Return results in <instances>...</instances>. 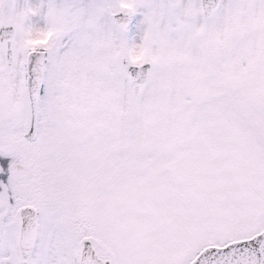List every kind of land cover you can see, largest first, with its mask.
I'll list each match as a JSON object with an SVG mask.
<instances>
[{
    "label": "snow or ice",
    "instance_id": "obj_1",
    "mask_svg": "<svg viewBox=\"0 0 264 264\" xmlns=\"http://www.w3.org/2000/svg\"><path fill=\"white\" fill-rule=\"evenodd\" d=\"M0 264H264V0H0Z\"/></svg>",
    "mask_w": 264,
    "mask_h": 264
}]
</instances>
